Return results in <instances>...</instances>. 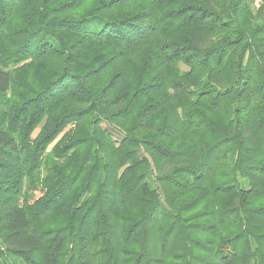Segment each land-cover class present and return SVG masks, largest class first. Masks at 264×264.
Listing matches in <instances>:
<instances>
[{"label": "trees", "instance_id": "obj_1", "mask_svg": "<svg viewBox=\"0 0 264 264\" xmlns=\"http://www.w3.org/2000/svg\"><path fill=\"white\" fill-rule=\"evenodd\" d=\"M0 264H264V0H0Z\"/></svg>", "mask_w": 264, "mask_h": 264}, {"label": "rangeland", "instance_id": "obj_2", "mask_svg": "<svg viewBox=\"0 0 264 264\" xmlns=\"http://www.w3.org/2000/svg\"><path fill=\"white\" fill-rule=\"evenodd\" d=\"M38 130V129H37ZM37 130L35 131V133L34 134H36L37 133Z\"/></svg>", "mask_w": 264, "mask_h": 264}]
</instances>
